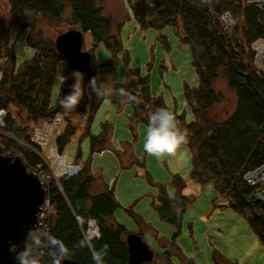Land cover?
I'll return each mask as SVG.
<instances>
[{"label":"trees","instance_id":"1","mask_svg":"<svg viewBox=\"0 0 264 264\" xmlns=\"http://www.w3.org/2000/svg\"><path fill=\"white\" fill-rule=\"evenodd\" d=\"M132 18L140 29L174 28L182 43L188 44L192 65L198 76V86H184V96L192 110L193 119L185 120L182 114L173 112L181 129L188 134V148L191 153L190 177L202 184L211 185L218 197L227 202L228 207L245 217L264 246V218L257 210L264 208L255 195L245 174L264 164V55L260 67L255 62L252 45L264 43V9L256 2L243 3V0H127ZM14 15L13 23L23 30L37 22L55 26L68 12L69 27L89 32L94 45L104 44L117 52L121 49L119 28L105 15L98 0H8ZM241 16V25L229 26L224 16ZM31 17V18H30ZM62 23V22H61ZM60 23V24H61ZM238 25V26H237ZM68 29V28H67ZM66 29V30H67ZM59 31H63L58 29ZM65 31V30H64ZM37 39L33 55L20 65L15 55L0 65V109L8 112L1 127L5 133L3 143L8 156L19 155L26 167L42 164L45 169L39 146L30 138V125L18 120L7 108L14 104L18 113H26L28 122L33 124L40 119L52 120L57 114L64 115V126L55 138L58 153L69 142L76 130L68 113L60 105L66 95L65 88L59 89L57 102L52 105L51 90L55 83V69L59 60L64 58L54 46L43 44ZM7 53V54H6ZM0 54V58L3 56ZM245 55L247 58H245ZM114 56V55H113ZM112 56V60H113ZM253 56V60L250 58ZM2 59V58H1ZM109 59V58H108ZM104 61L103 63L107 62ZM93 67L98 74L103 63ZM102 64V65H101ZM110 68L113 61H109ZM101 65V66H100ZM99 67V69L97 68ZM87 84L91 79L84 74ZM222 78L234 94L231 109H219L223 91L216 82ZM100 83V82H99ZM122 90V92H121ZM92 94V113L108 99L116 107L129 104L132 108L131 119L147 121L149 113L157 108L168 109L160 97L149 91L148 76L140 74L137 68L127 69L126 81L112 85L109 91L99 90ZM134 97L130 100L128 97ZM87 96L74 109L75 114L85 115ZM37 130V126L33 128ZM88 134V127L85 129ZM93 141L98 138L92 136ZM101 140V138H100ZM1 153H6L0 149ZM95 152L91 148V153ZM94 178L87 168L77 174L49 179L48 196L53 207L49 235L54 242H60L66 255L80 264H93L94 251L103 245L108 246L105 264H127L128 248L122 224L109 222L108 217L118 207L112 186L98 194L91 192ZM185 181L180 176L172 178L176 193L169 197L164 186L159 187L155 207L161 219L180 229L182 215L192 198L182 194ZM255 195V196H253ZM96 220L100 235L87 243L76 217ZM137 219V217L132 214ZM87 222V221H86ZM46 240L45 233L32 232L27 238V247L21 251L16 264H21L20 256L35 264H51L49 257L41 256L39 251ZM148 264V263H144Z\"/></svg>","mask_w":264,"mask_h":264},{"label":"rangeland","instance_id":"2","mask_svg":"<svg viewBox=\"0 0 264 264\" xmlns=\"http://www.w3.org/2000/svg\"><path fill=\"white\" fill-rule=\"evenodd\" d=\"M98 2L104 14L109 16L114 25L119 28L121 40V49L113 52L104 44L94 45L90 33H83V49L91 52L92 67H95L94 60L97 65L108 60L103 63V69L109 72L105 74L100 68V72L96 73L99 90L109 91L112 85L123 83L126 81L127 69L137 68L141 75L148 76L151 95L160 97L169 111L182 114L185 120L190 122L193 115L185 100L184 86L197 87L198 76L192 65L189 45L180 41L171 26L159 30L140 29L131 16L130 7L125 4L124 0H98ZM247 2H253V0H243V3ZM68 14L66 12L62 23L59 21L55 26L37 22L32 24L31 28L28 26L22 30L19 25L13 23L15 17L11 12L8 0H0V54L7 50V58L15 55L16 64L20 65L33 55L35 51L33 46L36 49L39 48L38 45H35L37 39H44L45 46H54L58 29L64 31L67 28H73L69 27ZM224 19L227 25L233 27L235 21L240 25L242 22L241 16L230 18L226 15ZM261 51L263 52L264 49ZM4 56L5 54L1 57L2 59L0 58V65L7 60H4ZM245 58H247L246 55ZM250 59L253 60V56ZM64 61L66 59L61 58L56 65L55 83L51 90L52 105L57 102L60 87L65 88V92L68 94L70 86L77 79L85 88L88 101L86 113L90 114L95 98L92 97V94L87 93L89 83L84 82V77L79 71L69 70L67 61L66 64ZM109 61H113L111 68ZM256 64L258 65L257 62ZM97 68L99 69V67ZM62 74L66 77L63 85L59 79ZM216 85L219 90L224 92L222 103L218 105L219 109H224L227 106L228 109H231L234 103V94L222 78L216 82ZM6 108L7 111L9 108L11 109L12 115L19 123L23 122L31 126L29 129L30 138L33 141H38L37 145L40 148L42 159L49 164L45 165V169L51 177L63 174V165L73 162L77 152L81 150L84 158L81 157L78 160L86 162L89 159L93 172L99 171L101 178H105L107 181L111 178V182L107 185L109 188L114 181V192L119 206L112 216L116 221L124 224L128 230L135 232L141 230L145 233V240L154 251V257L150 264H157L160 261L162 245L167 241L170 242L166 245L169 248L173 264H187L188 262H190L189 264H222V258L218 252L228 258V264H264V246L249 228L245 217L228 208H219L215 204L221 200L214 187L202 185L190 177L191 153L187 144L178 149L177 155L174 157L157 160L147 154V157L144 156L143 144L146 139L148 122L137 121L132 133L129 104H124L120 110H117L110 100L105 99L93 119L94 130L98 131V126L102 121L110 122L113 129L118 126L114 135L117 141L118 138H125L129 143L137 145L142 160L137 155H133L132 158H128V162H125L121 155L117 160L115 154L120 151L110 149L96 152L90 158L89 140L88 138L80 140L79 130H77L65 147L67 158L64 164L62 162L64 157L59 158L61 154L53 148L51 143V138L55 136V130H48L50 134L43 140L45 130L37 127L38 131H35L33 128L36 124L28 122L26 113L22 112V115L18 113L14 104H9ZM6 113L8 115V112L5 111V115ZM69 117L72 120L75 119V123L82 119L75 115L74 110L68 113ZM45 121L50 128V120ZM1 129L0 143L4 144L3 141L7 137H4L5 133ZM48 157L52 159L50 160ZM173 174H178L185 181L182 194L192 198L184 213L181 231L178 232L176 226L158 217L154 205L157 188L160 185L167 189L169 196H174V187L171 185ZM259 210H257L258 216H260ZM132 213L137 217V220L133 218ZM87 224L82 221L79 224L80 229H85ZM216 226H221L223 229H217ZM144 263L147 262L141 264Z\"/></svg>","mask_w":264,"mask_h":264},{"label":"water","instance_id":"3","mask_svg":"<svg viewBox=\"0 0 264 264\" xmlns=\"http://www.w3.org/2000/svg\"><path fill=\"white\" fill-rule=\"evenodd\" d=\"M125 4L129 7L127 0ZM264 9V0H253ZM132 16V14H131ZM83 32L76 28L59 31L54 39L55 50L67 61L69 70L87 78L96 77L91 65L92 54L83 49ZM262 56L257 57L258 66ZM44 199L37 176L27 171L20 156L0 154V264H16L18 254L27 247L28 235L36 231V213ZM127 264H141L153 259L154 251L145 240V233H129ZM51 264H80L70 259L60 242L49 245Z\"/></svg>","mask_w":264,"mask_h":264},{"label":"crops","instance_id":"4","mask_svg":"<svg viewBox=\"0 0 264 264\" xmlns=\"http://www.w3.org/2000/svg\"><path fill=\"white\" fill-rule=\"evenodd\" d=\"M113 105V104H112ZM114 106V105H113ZM123 106V105H122ZM122 106L118 109V108H116L115 106V108L117 109V110H120L121 108H122ZM100 107V106H99ZM131 107V106H130ZM99 108H97V110H98ZM97 110L96 111H94L93 113H92V120H91V122H90V124H87V117H88V113H86L85 115H79V114H75L77 117L78 116H80V117H82V119H81V121H79L78 123H75V119L74 120H72L71 118H70V120H71V122L72 123H74L75 125H76V130H75V132H74V134L71 136V138L75 135V133L77 132V130H79V135H80V140H82V139H84V138H88V140H89V156H90V158H91V155H93L94 153H96V152H102L103 150H106V149H110V150H119L120 152H117L118 154H115V157H116V159L117 160H119V155H121L122 157H123V159H124V161L125 162H128L127 160H128V158L129 157H131L132 158V156L133 155H137L138 157H140V160H142L141 159V156L139 155V153H138V149H137V145L136 144H132V143H129V141H127V140H125V138H118L119 140L117 141L116 140V138H115V132H116V130H117V128H118V126H116V127H114V129H113V125L112 124H110V122H107V121H102L100 124H99V126H98V131H96V130H94V127H93V119H94V115L96 114V112H97ZM87 112V111H86ZM57 115H59V116H61V118H62V122L59 124V128L58 129H56L55 130V136H53L52 138H51V143H52V146H53V148L54 149H56L55 147V138H56V136L58 135V133H59V130L61 131L62 130V128H63V126H64V122H65V119H64V115H66V114H61V113H59V114H57ZM131 116H132V108H131V115H130V125H131V130H132V133H133V130H134V126H135V124H137L138 122L137 121H135V120H133V119H131ZM73 118V117H72ZM34 124H36V126L38 127V128H40V129H44L45 130V137H47L48 138V136H49V129H47L48 128V124H47V121H45L44 119H40V120H38L37 122H35ZM35 126V125H34ZM86 127H88V134H85L84 132H85V129H86ZM92 136H94V137H97L98 139L96 140V141H93L92 140ZM71 138H70V140H71ZM100 138H101V140H100ZM69 140V141H70ZM69 143V142H68ZM67 143V144H68ZM66 144V145H67ZM66 147V146H65ZM65 147L63 148V150H62V153H61V156L60 157H64V161H65V163H66V158H67V153L65 152ZM91 148L92 149H94L95 150V152H93V153H91ZM80 150V149H79ZM55 151V150H54ZM122 152V153H121ZM60 154V153H59ZM144 156L145 157H147V155H146V153L144 154ZM81 157H82V159L84 158L83 157V155H82V152H81V150L79 151V152H77V154H76V156H75V160L73 161V162H71L70 164H67V165H77L80 169L81 168H87V169H89V172H90V174L92 175V177L94 178V183H93V187H92V189H91V192L92 193H94V194H98V193H100V192H102V191H104L106 188V186L107 185H109V183L111 182V178H110V180H106L105 178H101V174H100V172L99 171H95V172H93L92 171V168H91V162H90V160L89 159H87V161L85 162V160L84 161H82V160H78V159H81ZM50 160L52 159L51 157H48ZM144 160H145V158H143ZM77 174V173H76ZM75 175V174H74ZM60 177H62V176H65L64 174H61L60 173V175H59ZM70 176H72V175H70ZM174 176H178V174H173L172 175V177H171V185L174 187V185L172 184V178L174 177ZM147 177H148V174H147ZM51 178H53V177H51ZM55 179H56V181L59 179V178H56V177H54ZM149 179V178H148ZM150 180V179H149ZM114 181L111 183V186H112V189H113V194H114V198H115V200L117 201V203L119 204V201H118V199L116 198V195H115V192H114ZM160 186H162V185H160ZM160 186H158V188H157V194H156V199H157V196H158V194H159V187ZM107 189H108V186H107ZM166 189V188H165ZM166 192H167V189H166ZM175 193H176V190H175V187H174V195H175ZM168 194V193H167ZM218 194V193H217ZM169 196V195H168ZM185 196H187L188 197V195H185ZM169 197H171V196H169ZM219 198V197H218ZM156 199H155V203H156ZM220 200H221V202H218L217 201V204H215V205H217L219 208H228V209H230V210H232L233 212H236V211H234L233 209H231L230 207H228V206H226L227 205V202L224 200V199H221V198H219ZM155 205V204H154ZM190 205V204H189ZM189 205L187 206V208L189 207ZM119 206V205H118ZM118 208V207H117ZM116 208V209H117ZM186 208V209H187ZM115 209V210H116ZM155 209H156V207H155ZM186 209L184 210V213H185V211H186ZM114 210V211H115ZM113 211V212H114ZM113 212H112V214H113ZM156 212H157V210H156ZM184 213H183V215H182V221H181V226H180V229H179V231H181V228H182V222H183V216H184ZM236 213H238V212H236ZM112 214L108 217V221L109 222H115V223H119V224H122V223H120V222H118V221H116L114 218H113V216H112ZM133 214V213H132ZM157 215H158V212H157ZM158 217L160 218V216L158 215ZM81 218V217H80ZM134 218V217H133ZM244 218V217H243ZM82 219V218H81ZM135 219V218H134ZM161 219V218H160ZM86 221H87V223H91V222H95L96 223V220H94V219H92V218H88V219H85ZM135 220H137V219H135ZM163 220V219H162ZM85 221V222H86ZM164 221H166V220H164ZM168 222V221H167ZM247 222V221H246ZM171 224V223H170ZM247 224H248V222H247ZM124 227H125V233L123 234V238H124V240L126 241V236L129 234V233H131V232H133V233H140L141 232V230L140 231H138V232H135V231H131V230H128L127 228H126V226L124 225V224H122ZM174 226V225H173ZM193 226V225H192ZM248 226H249V228L251 229V231L254 233V231L252 230V228L250 227V225L248 224ZM216 228L217 229H220V228H222L223 229V227H221V226H216ZM231 234V233H230ZM83 235V234H82ZM232 235V234H231ZM254 235L256 236V234L254 233ZM83 238H84V236H83ZM256 238H257V236H256ZM158 239V238H157ZM158 240H161V239H158ZM86 241V240H85ZM162 241V240H161ZM87 242V241H86ZM87 243H90V241L89 242H87ZM170 242L169 241H167V243H163V245H162V247H163V250L161 251V253H162V255H161V257H160V261L157 263V264H173L172 263V261H171V256H170V252H169V248L167 247V245L166 244H169ZM201 249V248H200ZM199 249V250H200ZM223 253V252H222ZM218 254L221 256V258H222V264H228V258H225L223 255H221L219 252H218ZM229 255V254H228ZM153 257H154V255H153ZM153 260V259H152ZM187 261H189V260H187ZM148 264H150L151 263V261L150 262H147ZM190 262H188L187 264H189ZM155 264V263H154Z\"/></svg>","mask_w":264,"mask_h":264},{"label":"clouds","instance_id":"5","mask_svg":"<svg viewBox=\"0 0 264 264\" xmlns=\"http://www.w3.org/2000/svg\"><path fill=\"white\" fill-rule=\"evenodd\" d=\"M64 64H66V61H64ZM73 75L75 76V73ZM59 79L61 85H63L66 77L62 74ZM87 93L89 95L100 94L96 77H93L89 81ZM84 96L85 88L80 81L75 79V82L70 86L69 93L64 95L60 100V105L66 113L71 112L77 108ZM128 98L130 100L135 99L131 96ZM187 143L188 134L186 130L181 129L179 121L173 112L160 107L149 113L146 139L143 144V150L148 156L155 157L157 160L164 157H174L177 155L178 149ZM107 254L108 246L105 244L100 249L94 251L92 256L93 264H105ZM20 261L21 264H29V261L26 259V253L20 256ZM31 264H35V262H31Z\"/></svg>","mask_w":264,"mask_h":264},{"label":"built area","instance_id":"6","mask_svg":"<svg viewBox=\"0 0 264 264\" xmlns=\"http://www.w3.org/2000/svg\"><path fill=\"white\" fill-rule=\"evenodd\" d=\"M264 42V40L262 41ZM255 45L253 44V47ZM255 51H257V49L254 47L253 48ZM264 55V51L262 53L256 52L255 54V61L257 59V57ZM0 79H1V72H0ZM5 117V111L4 109H0V128L4 125V118ZM62 122V118L59 115H56L52 120H50V128L48 127L47 129H49L50 131L52 130H56L58 129L59 124ZM47 138V137H46ZM43 140H45V135L43 137ZM35 143L38 144V141H34ZM0 148H5L4 144L0 143ZM59 158H61L59 156ZM25 163V162H24ZM49 165L48 162H44V165ZM29 171H31L32 173H34L40 183H41V187L44 191V199L42 204L40 205L37 213H36V219H37V231L40 234L45 233L46 235V240L44 242V246H42L40 248V255L44 256V257H49L50 256V249H49V245L51 243L54 242L52 236H50L49 233V229H50V225H51V217H52V213H53V207L52 204L50 202V198L48 196V187H49V179H50V174L46 171V169L43 168L42 164H37L35 166H32L28 168ZM80 170V168L77 165H69V170L66 172H63V174L67 177L70 175H74L76 173H78V171ZM60 174L56 175V178L60 177ZM245 178L247 180V182L252 185L255 188V195H257V197H259V199L261 200V202L264 205V164H262L259 167H256L250 171H248L245 174ZM111 186V185H110ZM253 195V196H255ZM262 212V213H261ZM259 214L262 218H264V208H261L259 210ZM76 220L78 222V224L82 223V219L77 216ZM82 234L84 236V239L89 242L90 240L97 238L100 235L99 232V228L97 226V224L95 222H91L88 223L86 225V228L82 230Z\"/></svg>","mask_w":264,"mask_h":264},{"label":"bare ground","instance_id":"7","mask_svg":"<svg viewBox=\"0 0 264 264\" xmlns=\"http://www.w3.org/2000/svg\"><path fill=\"white\" fill-rule=\"evenodd\" d=\"M255 47L258 49V51L257 52H260V53H262V51L261 50H263L264 49V47H259V46H256L255 45ZM260 50V51H259ZM16 156H19V155H16ZM22 159V158H21ZM23 160V159H22ZM44 160V159H43ZM44 162H46L45 160H44ZM62 162H64V164H65V161H64V159H63V161ZM29 168V167H28ZM28 168H27V171L29 172V170H28ZM69 170V166H67L66 164L65 165H63V171L62 172H66V171H68ZM38 178V177H37ZM36 231H37V227H36ZM35 231V232H36Z\"/></svg>","mask_w":264,"mask_h":264},{"label":"flooded vegetation","instance_id":"8","mask_svg":"<svg viewBox=\"0 0 264 264\" xmlns=\"http://www.w3.org/2000/svg\"><path fill=\"white\" fill-rule=\"evenodd\" d=\"M2 151H4V152H6V149L5 148H0ZM0 154L2 155V156H4V157H8V152H6V153H1L0 152ZM29 172H31V171H29Z\"/></svg>","mask_w":264,"mask_h":264}]
</instances>
